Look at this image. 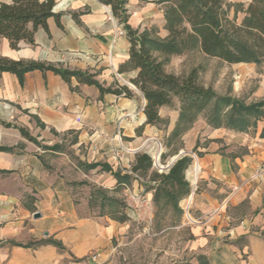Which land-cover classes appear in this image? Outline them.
Instances as JSON below:
<instances>
[{
	"label": "crops",
	"instance_id": "1",
	"mask_svg": "<svg viewBox=\"0 0 264 264\" xmlns=\"http://www.w3.org/2000/svg\"><path fill=\"white\" fill-rule=\"evenodd\" d=\"M157 1L129 0L128 24L143 32L158 27V20L162 31L158 34L165 38V9ZM53 12L61 15L60 25L49 18L48 31H36L35 45L21 42L19 50L0 37V55L88 72L103 87L126 85L135 96L101 94L97 87L81 84L76 78L68 84L52 71L29 72L23 85L16 75L2 73L0 121L12 127L0 124V146L13 151H0V264H91L86 257L116 233L117 221L82 216L91 197L72 196L79 188L68 185L72 182L68 176L114 191L118 181L112 172L85 165L107 164L113 171L131 174L136 155L144 152V146L154 149L164 135L160 126L146 125V100L130 83L137 72L119 73L129 60L131 44L127 35L115 39V23L122 25L111 7L99 0H56ZM183 56L173 57L171 64ZM175 103V114L173 107L159 111L161 119L167 120V137L179 117L178 99ZM204 124L202 131L195 123L182 136L183 155L173 158L194 153L186 177L199 167L191 196L194 216H190L198 264H264V177L255 178L264 159V117L253 130L244 132ZM19 128L26 129L35 141L23 136ZM66 134L76 136L72 147L79 159V165L68 161L75 167L70 174L61 170L67 164L60 157L66 156L61 150ZM54 146L58 149L45 148ZM130 186L143 189L137 180H131L123 190ZM87 189L86 185L82 188ZM148 195L153 198L152 193ZM243 207L248 214H233ZM36 213L41 217L35 218ZM48 240L60 242L64 249L41 243Z\"/></svg>",
	"mask_w": 264,
	"mask_h": 264
},
{
	"label": "trees",
	"instance_id": "2",
	"mask_svg": "<svg viewBox=\"0 0 264 264\" xmlns=\"http://www.w3.org/2000/svg\"><path fill=\"white\" fill-rule=\"evenodd\" d=\"M99 1L111 7L131 44L129 60L120 67L119 73L137 72L130 83L146 100V125L166 124L160 117V109L164 106L173 107L174 99H178L180 103L178 121L168 137V147L189 131L199 116L212 104L214 115L208 124L216 129L223 127L244 132L255 127L257 121L264 117V101L246 105L230 95L219 96L211 87H206L200 82L197 68L185 75L167 71L173 57L183 56L197 49L227 64L260 65L264 62V0H251L245 9L236 10V13L245 14L241 23H238L236 18L229 17L228 0H158L159 4H167L164 10V28L168 35L165 38L159 36L156 28L140 32L128 24L130 15L126 5L129 0ZM55 5L56 0L0 2V37L6 38L14 50L20 49L21 42L35 45L36 31L40 28L48 31L49 18L54 17L60 25L61 15L53 12ZM36 70L52 71L68 84L72 78H76L81 84L97 87L101 94L126 98L135 96L126 85L103 87L95 75L88 72L55 67L44 62L12 60L0 55V76L4 72L12 73L17 76L21 85L24 84L26 74ZM251 116L256 117L255 122L251 121ZM226 117L229 119L227 124L224 123ZM0 124L12 127L3 121H0ZM19 130L27 139L35 141L26 129ZM45 148L57 150L58 146ZM179 150L180 148L172 149L170 154L174 156ZM0 151L11 152L13 149L0 146ZM167 157L168 154L161 155L162 160ZM192 163V157L182 156L168 170L161 172L155 167L151 155L141 152L136 155L131 174L113 171L107 164L93 163L85 166L89 169L102 166L103 170L112 172L118 181L115 192H120L130 185L131 180H137L146 193L153 194L157 215L165 209H171L182 216L184 210L180 203L192 193L191 184L186 177ZM92 198L100 199L103 209L109 205L119 210L117 200L109 196L108 191L104 189H98L92 194ZM115 212L109 213L118 216L113 219L121 223L127 221L125 213L115 215ZM41 243H52L64 249L57 241L48 240Z\"/></svg>",
	"mask_w": 264,
	"mask_h": 264
},
{
	"label": "rangeland",
	"instance_id": "3",
	"mask_svg": "<svg viewBox=\"0 0 264 264\" xmlns=\"http://www.w3.org/2000/svg\"><path fill=\"white\" fill-rule=\"evenodd\" d=\"M248 1L228 0L229 17L231 19L236 18V21L241 23L245 14L242 12L236 13V10L240 11L245 9ZM166 7L167 4L162 5L163 9ZM155 17L158 16L155 15ZM157 23L158 27L153 26L151 30L156 28L158 33H161V24H159L158 20ZM168 66L167 70L177 75H185L195 68L199 69L200 82L206 87H211L219 96L230 95L246 105L264 101V62L256 66L252 64L249 66L233 67L217 58L209 57L200 49H197L188 52L182 58L175 59L174 63H170ZM172 110L173 114H175V111H177L176 103ZM213 115L214 104L199 116L196 121L198 129L202 131V127L205 125L204 123L208 124V121ZM250 119L252 122L256 121L255 116H251ZM228 120L226 117L224 123L227 124ZM165 121L166 124L160 125V128L164 130L161 142L156 141L157 143L154 149L147 146L143 147L144 152L151 155L155 167L158 170L164 171L168 170L166 168L170 165L173 158L183 155V151L180 149L178 154L166 160H162L161 157L158 160L153 158L154 151L159 149L158 143L162 145V154L170 153L168 152L170 149L183 147L182 137L174 141L170 147L167 146L170 135L167 137V120ZM194 126L195 124L192 128ZM223 129L233 130L229 128ZM251 129L253 130V127ZM75 138L76 136L74 134H66L61 144V150L66 156L60 157L67 163L65 168L61 166V170H65V173L68 174L72 173L73 169H75L68 162L69 160L75 165H79V159L73 154L75 149L72 147V144ZM193 154L191 153L189 156L194 160ZM160 166H163L164 169H161ZM77 179H79L77 176H68V180L72 181L68 185L73 188H79L78 190L74 189L71 195L77 196V198L87 197L90 199L91 197V204L81 213L82 216L88 218L103 217L104 219L109 218L115 220L113 218L118 216H113L109 213L110 211H116L115 213L117 214L115 215L125 213L128 217L125 223L117 221V231L109 237L106 244L104 242L101 243L98 248L89 253L86 258L91 260V264H198V254L192 248L194 237L191 233V227L193 223L190 222V216H194L193 201L191 202L190 200L195 192L197 183L193 184L190 181L192 193L189 197L181 201L180 206L184 210V214L179 216L171 209H165L157 215L153 198L144 189L137 190L131 186L126 191L123 190L118 193L108 191V195L117 200L119 210L116 207L111 208L109 205L103 209L101 200L92 198V194L101 188L94 184H88V182L83 183L84 180L88 181L87 179ZM85 185L90 190L83 191L82 188ZM60 210L69 212L70 214L73 212V209L61 208ZM248 212L247 207H243L240 210L234 211L233 214L243 216L245 213L248 214ZM86 231L91 232L88 227Z\"/></svg>",
	"mask_w": 264,
	"mask_h": 264
},
{
	"label": "built area",
	"instance_id": "4",
	"mask_svg": "<svg viewBox=\"0 0 264 264\" xmlns=\"http://www.w3.org/2000/svg\"><path fill=\"white\" fill-rule=\"evenodd\" d=\"M115 28H116V31H115V39L116 38H119V37H124L126 36V32L125 30L123 29V27H119L116 23H115ZM159 144V149L155 150L154 151V156L153 158H156L157 160L160 159L161 155H162V145L160 143ZM161 169H164L163 166H160ZM167 169V168H166ZM161 172L164 171V170H160ZM264 177V159L261 163V165L258 167L257 171H256V174H255V178H263Z\"/></svg>",
	"mask_w": 264,
	"mask_h": 264
},
{
	"label": "bare ground",
	"instance_id": "5",
	"mask_svg": "<svg viewBox=\"0 0 264 264\" xmlns=\"http://www.w3.org/2000/svg\"><path fill=\"white\" fill-rule=\"evenodd\" d=\"M198 173H199V167L198 166H195L193 168V170L188 173V177L192 180L193 184H195L197 181Z\"/></svg>",
	"mask_w": 264,
	"mask_h": 264
},
{
	"label": "water",
	"instance_id": "6",
	"mask_svg": "<svg viewBox=\"0 0 264 264\" xmlns=\"http://www.w3.org/2000/svg\"><path fill=\"white\" fill-rule=\"evenodd\" d=\"M178 158H176V159H174L173 161H172V163L167 167V169H169L170 168V166L177 160ZM39 217H41V215L38 213H36L35 214V218H39Z\"/></svg>",
	"mask_w": 264,
	"mask_h": 264
}]
</instances>
